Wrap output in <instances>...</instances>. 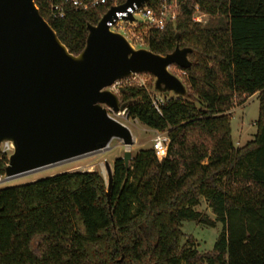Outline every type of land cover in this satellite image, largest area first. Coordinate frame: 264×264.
I'll return each mask as SVG.
<instances>
[{
    "label": "trees",
    "instance_id": "1",
    "mask_svg": "<svg viewBox=\"0 0 264 264\" xmlns=\"http://www.w3.org/2000/svg\"><path fill=\"white\" fill-rule=\"evenodd\" d=\"M58 0H35L40 16L72 55L105 8L51 16ZM210 17L192 21L184 6L174 24L148 30L147 50L161 56L190 48L185 98L150 86L124 87L127 119L168 138L166 156L139 150L112 166L110 209L99 171L64 172L0 190V264H264V0H196ZM148 6L156 8L158 0ZM178 35V40H176ZM178 69V68H177ZM179 70V69H178ZM152 78V77H151ZM257 94L256 132L235 147L227 112ZM7 159L1 158L5 168ZM207 202L214 221L193 208ZM183 222L222 225L212 250L199 254Z\"/></svg>",
    "mask_w": 264,
    "mask_h": 264
},
{
    "label": "water",
    "instance_id": "2",
    "mask_svg": "<svg viewBox=\"0 0 264 264\" xmlns=\"http://www.w3.org/2000/svg\"><path fill=\"white\" fill-rule=\"evenodd\" d=\"M150 0H125L87 26L84 49L72 55L40 16L35 0H0V145L12 153L4 168L8 178L60 165L107 149L113 140L129 148V129L112 118L125 110L108 89L131 75H149L158 95L185 98L184 84L169 69L191 67L190 48L164 56L134 49L110 31L116 14L134 11ZM178 40V35H176ZM127 167L130 152L122 158ZM110 209L112 169L105 162Z\"/></svg>",
    "mask_w": 264,
    "mask_h": 264
},
{
    "label": "rangeland",
    "instance_id": "3",
    "mask_svg": "<svg viewBox=\"0 0 264 264\" xmlns=\"http://www.w3.org/2000/svg\"><path fill=\"white\" fill-rule=\"evenodd\" d=\"M127 32L129 39L132 40L130 44L134 49H146L144 37L147 29L143 24H136L130 27V29H127ZM188 59L192 63L190 57H188ZM169 72L176 76L186 88L184 74L180 70L172 67L169 69ZM144 79L147 82L146 85L151 87L149 90L153 92L151 94H154L157 100L163 99L162 96L153 91L154 79L151 77H145ZM168 96L172 97L173 95L170 94ZM256 97L257 94L253 95L241 105L234 103L227 112L230 116L231 136L235 147L244 146L247 142L252 140L256 132L254 126L258 116V101ZM113 118L129 129L133 139L131 147L126 148L120 141L113 140L109 147L103 151L8 179L4 176V168L0 166V190L23 186L64 172L71 173L75 171H87L88 169L91 171H99L104 181L107 182L105 162H107L112 169L113 162L118 158L122 159L125 152H130L131 157H133L139 150L150 149L152 147V140L155 138L156 134H159L135 121L127 119L125 115L113 116ZM77 166L79 168L75 169ZM193 209L205 215L209 221H214L215 218L208 209L207 202L204 199H199L198 204ZM181 230L185 235L182 243L190 239L193 243L191 250H196L199 254H203L212 250L214 242L222 230V225L216 223L215 227H208L192 222H183Z\"/></svg>",
    "mask_w": 264,
    "mask_h": 264
},
{
    "label": "built area",
    "instance_id": "4",
    "mask_svg": "<svg viewBox=\"0 0 264 264\" xmlns=\"http://www.w3.org/2000/svg\"><path fill=\"white\" fill-rule=\"evenodd\" d=\"M150 1L139 9L135 8L134 11L130 9L127 10L134 18L133 23L122 20L123 17H127L126 14H116V21H114L113 25L107 24L110 31L122 34L129 43H132L130 42L132 40L128 37L127 29H130V27L136 24H143L147 31H161L167 25L174 24L177 21L184 6H188L192 9V21L194 23L205 25L210 17L202 11L196 0H158V6L155 9L148 6ZM124 2L125 0H58L56 3L52 4L50 12L53 18L63 19L67 11L88 12L99 8H105L106 11L103 13L104 15L111 8L118 7ZM145 77L150 76L144 74L131 75L127 79L115 82L108 90L118 97L119 90L124 87L135 86L146 89L147 82L144 79ZM154 96V94H151V104L155 111L159 112V105L163 102V99L157 100ZM120 115H125V111L115 116ZM111 116L113 118V115ZM168 143L169 141L165 134H156L155 138L152 140V149L157 158L162 159L166 156ZM11 153L12 146L9 143L0 145L1 158L5 157L8 160Z\"/></svg>",
    "mask_w": 264,
    "mask_h": 264
},
{
    "label": "crops",
    "instance_id": "5",
    "mask_svg": "<svg viewBox=\"0 0 264 264\" xmlns=\"http://www.w3.org/2000/svg\"><path fill=\"white\" fill-rule=\"evenodd\" d=\"M79 167L77 166V167H75V169H78ZM76 172V171H75ZM77 172H93V171H91L90 169H88L87 171H77ZM72 173V172H71Z\"/></svg>",
    "mask_w": 264,
    "mask_h": 264
},
{
    "label": "bare ground",
    "instance_id": "6",
    "mask_svg": "<svg viewBox=\"0 0 264 264\" xmlns=\"http://www.w3.org/2000/svg\"><path fill=\"white\" fill-rule=\"evenodd\" d=\"M30 173H32V172H30ZM27 174H29V173H27ZM23 175H26V174H23Z\"/></svg>",
    "mask_w": 264,
    "mask_h": 264
}]
</instances>
